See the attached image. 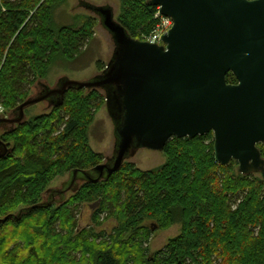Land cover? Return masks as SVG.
I'll list each match as a JSON object with an SVG mask.
<instances>
[{"label": "trees", "instance_id": "trees-1", "mask_svg": "<svg viewBox=\"0 0 264 264\" xmlns=\"http://www.w3.org/2000/svg\"><path fill=\"white\" fill-rule=\"evenodd\" d=\"M63 3L0 0V106L9 118L50 66L74 63L92 40L91 19L55 22ZM121 8L117 21L131 38L152 32L156 7L148 0H121ZM98 65L101 73L105 67ZM226 83L236 84L234 75ZM104 104L100 91L70 89L49 113L3 131L0 220L32 209L0 225V264H264V181L239 174L234 161L217 163L211 132L169 140L166 162L156 169L140 171L126 161L107 179L82 182L57 208L36 207L47 203L43 195L56 176L101 164L87 129ZM257 147L264 160V144ZM84 204L95 208L93 225L102 216L118 221L113 235L94 237L108 238L102 246L90 243L87 232L75 233V213ZM145 219L159 230L180 222V233L150 256L143 247L150 237Z\"/></svg>", "mask_w": 264, "mask_h": 264}, {"label": "water", "instance_id": "water-1", "mask_svg": "<svg viewBox=\"0 0 264 264\" xmlns=\"http://www.w3.org/2000/svg\"><path fill=\"white\" fill-rule=\"evenodd\" d=\"M79 4L111 37L105 69L87 81L62 78L54 88L39 82L40 92L18 105L11 118L0 119V128L21 124L25 111L38 103L60 106L67 90H97L111 120L113 152L90 171L71 172L62 189L36 207L64 201L82 182L109 178L141 149L162 152L173 138L209 132L217 163L234 161L239 174L264 181L257 148L264 144V0H148L173 22L162 45L131 38L108 5ZM229 73L236 84L226 83ZM5 148L0 141V157ZM31 209L1 219L0 225Z\"/></svg>", "mask_w": 264, "mask_h": 264}, {"label": "rangeland", "instance_id": "rangeland-1", "mask_svg": "<svg viewBox=\"0 0 264 264\" xmlns=\"http://www.w3.org/2000/svg\"><path fill=\"white\" fill-rule=\"evenodd\" d=\"M85 1L95 6H110L114 11V19L118 20L121 15V0H64V3L55 12L56 23H72L73 19L82 18L91 19L93 28L92 40L83 48L82 54L74 63H66L58 61L49 67L45 77L37 80L30 88L28 97H34L40 88L38 83H43L49 88H54L57 82L62 78H68L73 81H87L98 75V63L104 67L110 60L113 43L109 34L102 28L99 18L94 14L89 13L84 8L80 7L79 2ZM51 110L46 102L38 103L25 111V120L28 121L33 117L47 114ZM9 110L0 106V117L9 118ZM2 118V119H5ZM9 127V126H6ZM11 127V126H10ZM8 129V128H7ZM111 120L106 112L105 104L93 115V120L87 129V141L90 150L101 156L103 163L110 158L113 152L114 139L112 135ZM6 128H0V136ZM258 148V147H257ZM259 149V148H258ZM166 162V158L162 152H154L150 150L141 149L127 163L134 165L140 171H149L156 169ZM258 176V175H256ZM68 181L67 174H60L56 176L47 186L46 193L43 195V200L46 202L47 197L51 191L62 189V185ZM72 196L71 192L66 193V201ZM58 200V197H55ZM59 205L54 204L53 208ZM95 208L90 205H81L76 214V230L75 233H86L84 236H89V242L95 245L102 246L108 240L107 237L114 234L118 227V221L114 218L104 220V216L100 219L98 226L93 225L91 216ZM16 210L12 213H15ZM142 226L150 229V237L148 242L143 245L147 249L148 254L152 256L157 251L163 249L170 239L179 235L181 223L176 222L166 230H159L156 224L149 219H145ZM153 228V229H152ZM6 231L5 233H7ZM104 234L105 239L94 237ZM127 233L121 242L124 243L129 238ZM79 259V255H77Z\"/></svg>", "mask_w": 264, "mask_h": 264}, {"label": "built area", "instance_id": "built-area-1", "mask_svg": "<svg viewBox=\"0 0 264 264\" xmlns=\"http://www.w3.org/2000/svg\"><path fill=\"white\" fill-rule=\"evenodd\" d=\"M154 18L156 19V24L152 32L147 36L143 37L141 41L148 42L151 44L162 45L161 37L168 33L171 29L173 22L170 18L163 17L159 13V8H156L154 13ZM5 117H0V119Z\"/></svg>", "mask_w": 264, "mask_h": 264}, {"label": "flooded vegetation", "instance_id": "flooded-vegetation-1", "mask_svg": "<svg viewBox=\"0 0 264 264\" xmlns=\"http://www.w3.org/2000/svg\"><path fill=\"white\" fill-rule=\"evenodd\" d=\"M5 128L7 129V128H11V127L9 126V127H5Z\"/></svg>", "mask_w": 264, "mask_h": 264}]
</instances>
